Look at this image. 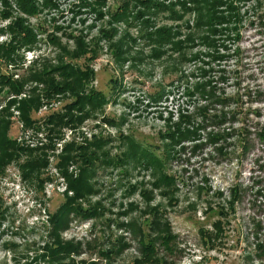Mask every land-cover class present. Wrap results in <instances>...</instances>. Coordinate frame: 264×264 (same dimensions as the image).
<instances>
[{
  "label": "rangeland",
  "instance_id": "1",
  "mask_svg": "<svg viewBox=\"0 0 264 264\" xmlns=\"http://www.w3.org/2000/svg\"><path fill=\"white\" fill-rule=\"evenodd\" d=\"M263 23L264 0H0V126L15 145L0 148V264H143L149 241L155 264H264ZM19 24L33 42L6 57ZM70 68L104 105L69 115L74 85L45 98ZM36 98L28 126L20 108ZM70 145L100 156L82 198L70 181L85 164L65 161ZM70 199L99 215L70 213L56 230ZM166 235L170 249L156 241ZM59 245L72 252L54 256Z\"/></svg>",
  "mask_w": 264,
  "mask_h": 264
},
{
  "label": "trees",
  "instance_id": "2",
  "mask_svg": "<svg viewBox=\"0 0 264 264\" xmlns=\"http://www.w3.org/2000/svg\"><path fill=\"white\" fill-rule=\"evenodd\" d=\"M264 25V23H263ZM12 34H13V41L14 44L11 45L8 48H4V55L6 57L11 56L12 54H14L16 52V49L18 46L23 45V43H26V45H28L29 43H32V41H30L33 36H32V32L26 28L23 27L21 24L17 25L16 29H12ZM169 34L168 30H164L161 33H158L159 36H166ZM30 41V42H29ZM29 42V43H28ZM16 43V44H15ZM2 49V48H1ZM0 49V50H1ZM1 54V53H0ZM42 75H37L36 78L40 77ZM65 79L64 84H58L55 82V80H51L49 83V85H47V92L45 95V98L48 100H52V96L54 94H56V91H62V90H66L67 89H73L74 86L76 88H78V90L80 91V95L76 96V100L75 103H73L72 105H70L67 109V111L69 112V115L74 112L75 110L77 111H82L84 109L85 106H90L92 108L98 107V106H102L105 104L106 102V98L105 96L100 93V92H96V91H90L87 94L83 91L86 90V86H85V82H87L88 80V73L86 71H81L78 70L76 68H70V70H67L66 72H64V74L62 75ZM43 78V77H42ZM72 78L71 81H69ZM6 82H8V80H5ZM10 83V82H8ZM74 85V86H73ZM13 89H15L12 86ZM209 89V90H207ZM203 95L206 94L207 96H210L212 100H214L218 105L220 106H226L228 104L229 99L228 98H220L217 97L216 94L213 93L214 88H212L210 85L206 86V87H202L201 88ZM58 93V92H57ZM16 103L15 101L11 102V105ZM42 104V100L40 98H36V100L32 101L31 103L24 105V107L22 106V104L20 105V110L22 113V118L25 121L26 125L30 126L34 124L33 118L31 117L32 113L37 110ZM233 115H236V112L233 113ZM65 116H59L58 118L56 117H51L49 123L52 122H56V125L61 126L65 123ZM231 117L230 115L228 117H226V115L224 116H220V117H216V118H206L205 122H209L211 121L213 126H218V125H224L226 123H230L231 121ZM82 120V118L80 116H72V118H70V123H75L76 121H80ZM0 124H3L2 122ZM7 124L6 126L3 127L0 126V137L2 136V138H4V140L2 142H0V148L3 152H7L11 149H14V144L12 143V140H9L7 135V131L9 128V123H5ZM67 125V124H66ZM1 131H4V133H1ZM194 131H188V132H184L180 135V138H184L189 136L194 135ZM178 135V134H177ZM187 139V138H186ZM221 140H222V135L220 136H212L211 141L215 142V144H221ZM104 143H96L93 146V151H98L100 150V148L102 147ZM91 147H75V146H68V148L66 149V154L67 156L65 157V161L66 162H72V161H76L78 158H80L83 162H84V170L83 173L79 175V177L77 178V180H72L70 181V189H72L75 192V195L78 197H85L88 194H91L94 192L93 189V184H92V178L94 175V170H95V164L98 162V160H100V156H98L97 154H95V156H91V154L93 152H89ZM135 152L137 150L140 149V146L135 145ZM21 151L26 152L24 149L22 148H17L16 151H14L15 153ZM77 153L76 155H72V153ZM29 153H32V151H29ZM84 155L86 156V158L82 159L84 157ZM145 157H150V159H152L150 161V164H152L153 162H157V159L153 158V155L151 154V152H149L148 150L144 149L142 150V156ZM137 156V154H136ZM7 157H10L9 159H11L13 157V155H8ZM160 162V161H159ZM32 163V164H30ZM108 163L111 164V161L108 160ZM30 164V168L31 169H37L38 167L41 166V164L38 161H31L28 163V165ZM27 165V166H28ZM159 166V165H158ZM165 182L167 181L168 183L174 182L173 180H170V177H165ZM74 200L70 199V202H67L66 204L62 205L58 211V213H56L55 217L53 218L56 224V230H62V229H66L69 225H68V219H69V215L70 213H74L76 212L77 214L81 215L84 218H89V217H97L99 214L96 213V210L93 211H87L84 212L81 209V212H77L75 209V204L73 203ZM82 213V214H81ZM53 221V222H54ZM157 223L156 222L152 225L157 227ZM158 230V229H157ZM173 237L172 236H160V238L156 239V241L161 242L164 246H166L167 249H170V244L172 241ZM161 244V245H162ZM162 245V246H163ZM155 244L152 242H145L143 244V253H144V263L143 264H155L157 263V260L155 257L156 254V248H155ZM58 250H62V251H53V255H57V253H60L63 255L62 257H65L66 254L63 253V251L65 253L70 254L72 251L70 250L69 246H58ZM67 254V255H68Z\"/></svg>",
  "mask_w": 264,
  "mask_h": 264
}]
</instances>
